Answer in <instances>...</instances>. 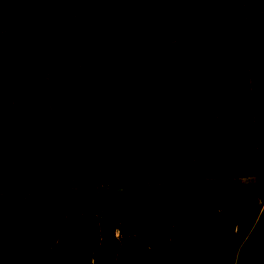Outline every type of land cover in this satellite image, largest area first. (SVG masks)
Instances as JSON below:
<instances>
[{
	"label": "rangeland",
	"instance_id": "1",
	"mask_svg": "<svg viewBox=\"0 0 264 264\" xmlns=\"http://www.w3.org/2000/svg\"><path fill=\"white\" fill-rule=\"evenodd\" d=\"M0 264H264V0H0Z\"/></svg>",
	"mask_w": 264,
	"mask_h": 264
},
{
	"label": "trees",
	"instance_id": "2",
	"mask_svg": "<svg viewBox=\"0 0 264 264\" xmlns=\"http://www.w3.org/2000/svg\"><path fill=\"white\" fill-rule=\"evenodd\" d=\"M69 231H70V230H69ZM69 231L67 232V234L70 233ZM76 254H77V253H76ZM75 257H77V256H75Z\"/></svg>",
	"mask_w": 264,
	"mask_h": 264
}]
</instances>
